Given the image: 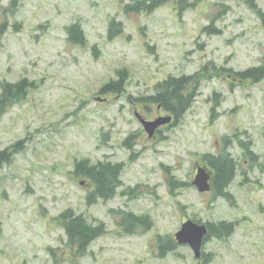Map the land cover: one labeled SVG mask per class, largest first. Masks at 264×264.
I'll return each mask as SVG.
<instances>
[{
    "label": "rangeland",
    "instance_id": "1",
    "mask_svg": "<svg viewBox=\"0 0 264 264\" xmlns=\"http://www.w3.org/2000/svg\"><path fill=\"white\" fill-rule=\"evenodd\" d=\"M129 1L0 0V22L8 24L0 36V83L22 77L36 83L0 116V149L24 139L0 166V264H264V79L233 89L218 76L203 79L183 117H172L151 137L137 118L170 115L139 100L168 75L193 73L207 61L233 69L263 62L257 12H264V0H255L253 9L241 0H199L180 15L175 1L126 14L122 3ZM112 18L122 31L108 38ZM211 19L219 32L208 34L203 27ZM73 22L80 23L85 44L67 39ZM121 69L127 70L125 90L99 93ZM214 91L220 104L210 122ZM237 132L259 154L256 165L236 138L224 145L222 137ZM132 133L128 150L122 141ZM222 151L239 162L228 186L233 201L192 184L196 167L208 166L203 155ZM82 158L122 163L113 197L87 204L93 184L72 171ZM170 176L184 184L171 191ZM129 188L137 190L121 193ZM67 207L106 224L83 255L73 254L53 220ZM118 210L149 216L150 228L124 232ZM187 218L236 225L229 237L203 243L202 252L212 255L208 262L188 245L159 256L157 235L176 241ZM48 246L57 248L55 255Z\"/></svg>",
    "mask_w": 264,
    "mask_h": 264
},
{
    "label": "trees",
    "instance_id": "2",
    "mask_svg": "<svg viewBox=\"0 0 264 264\" xmlns=\"http://www.w3.org/2000/svg\"><path fill=\"white\" fill-rule=\"evenodd\" d=\"M171 1L176 2L174 7L175 10H177V14L180 15L186 9L195 7L199 0H132L122 3V7L126 14H137L140 12L148 13ZM241 1H243L249 8L253 9L256 6L255 0ZM257 13L261 24L264 27V12L258 10ZM7 27V20L0 22V36L5 32ZM203 30L208 34L219 32L214 28L213 19L203 27ZM66 31L68 33V40L78 44H85V35L79 22H73L66 26ZM121 31V21L112 18L108 25V38H113ZM94 48L95 47L93 46L92 49L94 50ZM213 75L227 80L230 89L248 83H257L264 79V61L257 65L247 66L243 69H233L229 66L217 65L212 61H207L193 73H182L179 76L168 75L164 79L156 82L153 86V93L142 96L139 100L159 106L165 112L173 115L175 121H178L194 102L201 81L205 78H211ZM116 76L115 79L112 78L104 83L100 88L99 93H108L110 91H115L116 93L123 92L125 90L127 70H118ZM35 86V81L29 80L27 77H22L17 82H1L0 116L5 113L10 106L20 102L25 97L28 90ZM220 95V92L214 91L212 95L209 96V101L212 102L209 114L210 122H212L217 116ZM240 134V132H237L233 136H223L222 140L224 145H230L233 139L236 138L238 147L243 156L249 159L251 166L256 165V163H259V154L252 149V142L250 140H244L240 137ZM132 137L133 135L130 134L122 141L127 148H130L133 145L131 141ZM23 143L24 139L18 140L7 147L0 149V166L4 163L10 162L13 155L23 147ZM202 158L212 172L211 189L213 196H222L233 201V196L229 192L228 186L233 181L238 171L239 162L226 151L216 154H205ZM166 169L169 168L167 167ZM72 171L76 175L87 177L93 184L92 190L87 194V204H92L97 199L104 201L113 197L116 194L118 187L122 184L119 178L122 171L121 162L112 163L111 161L99 160L95 163H90L87 158H82L75 161V167ZM168 182L171 191L172 188L184 184V182L175 181L172 176H170ZM136 190V188H129L128 190H122L121 193H124L125 191H127V193H132ZM118 211L120 213V218L117 223L126 233L135 232L137 227H142L146 230L151 226V220L147 215H137L132 211ZM53 220L63 229L66 237V244L73 254L76 255H83L87 252L90 243L107 231L104 221L98 218L88 221L82 213H77L71 207L63 209ZM197 222L201 221L198 220ZM206 225L208 231L204 237V241H207L212 237L224 239L234 232L236 221H206ZM157 241L160 243L159 256H163L166 251H173L177 247V243L169 235H157ZM56 249L57 248L50 246L47 247V250L52 255H55L54 251ZM211 257L212 255L210 253H203V262L210 261Z\"/></svg>",
    "mask_w": 264,
    "mask_h": 264
},
{
    "label": "water",
    "instance_id": "3",
    "mask_svg": "<svg viewBox=\"0 0 264 264\" xmlns=\"http://www.w3.org/2000/svg\"><path fill=\"white\" fill-rule=\"evenodd\" d=\"M137 116L150 137L154 134L155 129H157L160 125L169 122L172 118L171 115H166L159 116L150 121L139 117V115ZM210 179V172L204 166L198 165L196 167V173L192 180V184L198 192H207L211 189ZM80 183L83 184L84 181L80 180ZM207 231L208 228L205 223H199L187 218L181 223L179 229L174 233V238L177 244L188 245L191 248L194 257L199 259L202 255L201 247Z\"/></svg>",
    "mask_w": 264,
    "mask_h": 264
},
{
    "label": "flooded vegetation",
    "instance_id": "4",
    "mask_svg": "<svg viewBox=\"0 0 264 264\" xmlns=\"http://www.w3.org/2000/svg\"><path fill=\"white\" fill-rule=\"evenodd\" d=\"M156 133V132H155ZM135 133H132V135H134ZM128 150H130V149H132V146L130 147V148H127ZM209 170H211L210 169V167H209ZM211 175H212V173H211ZM203 255V254H202ZM203 257V256H202Z\"/></svg>",
    "mask_w": 264,
    "mask_h": 264
}]
</instances>
